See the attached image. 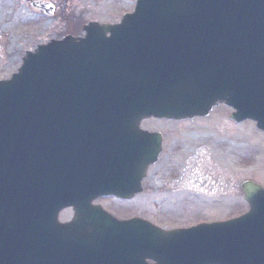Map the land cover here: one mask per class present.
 I'll use <instances>...</instances> for the list:
<instances>
[{
    "label": "water",
    "instance_id": "water-1",
    "mask_svg": "<svg viewBox=\"0 0 264 264\" xmlns=\"http://www.w3.org/2000/svg\"><path fill=\"white\" fill-rule=\"evenodd\" d=\"M86 30L0 81V264H174L153 254L176 246L151 240L174 233L92 201L139 190L158 156L143 118L225 103L264 130V0H138L119 24ZM67 207L75 217L61 223Z\"/></svg>",
    "mask_w": 264,
    "mask_h": 264
},
{
    "label": "flooded vegetation",
    "instance_id": "flooded-vegetation-1",
    "mask_svg": "<svg viewBox=\"0 0 264 264\" xmlns=\"http://www.w3.org/2000/svg\"><path fill=\"white\" fill-rule=\"evenodd\" d=\"M20 1L31 16L56 23V39L66 35L84 36L87 23L114 24L133 10V0H119L121 9L112 15L97 13L100 8L108 7L107 0ZM33 49L35 47L22 50L23 54L16 61L17 68L25 52ZM211 116L212 113L206 117L195 116L182 120H144L141 127L153 136L141 137L142 143L157 146L156 165L146 171L139 193L135 192L125 200L109 198L123 207L122 215L127 220L143 218L163 230L177 231L180 235L169 241L176 245L174 259L177 264H195L194 259L197 264H211L213 260L226 264L229 256L238 264H248L251 260L264 264V190H244L241 178L238 184L227 186L215 180L211 183H206L204 178L195 180L185 173L191 167L198 166L195 163L189 168L200 151L213 144L208 141L211 132L197 134L192 132L188 124L195 119L205 120ZM223 119L227 117L223 115ZM222 140L217 142L220 150L224 149ZM179 157L183 158L182 162ZM204 166L205 163L199 164L200 172ZM219 175L221 173L217 170L215 176ZM96 203H100V199ZM155 241L167 244L164 237Z\"/></svg>",
    "mask_w": 264,
    "mask_h": 264
},
{
    "label": "rangeland",
    "instance_id": "rangeland-1",
    "mask_svg": "<svg viewBox=\"0 0 264 264\" xmlns=\"http://www.w3.org/2000/svg\"><path fill=\"white\" fill-rule=\"evenodd\" d=\"M108 7L100 8L97 13L112 15L121 9L119 0H107ZM134 2V0H133ZM56 23L51 20H41L30 15L20 0H0V76H10L16 71V61L26 47H36L39 42L49 41L57 34ZM223 115L227 119H223ZM229 110L225 107L216 108L209 119H195L188 125L195 132H211L208 148L202 149L200 155L192 160L199 166L205 163L201 172L198 166L191 167L187 175L206 183L212 180L224 182L227 186L239 183L240 178H254L264 183V134L258 131L251 121L235 125L229 119ZM219 125L218 127H215ZM224 142L220 150L219 140ZM181 162L182 157L178 158ZM199 163V164H198ZM201 166V165H200ZM155 169L154 171H156ZM217 170L221 173L216 177ZM153 173V172H152ZM194 174V175H193ZM237 176V177H235ZM238 179V181L236 180ZM151 188V186H149ZM108 209L124 213L123 207H118L112 199H100ZM124 217V216H122Z\"/></svg>",
    "mask_w": 264,
    "mask_h": 264
}]
</instances>
